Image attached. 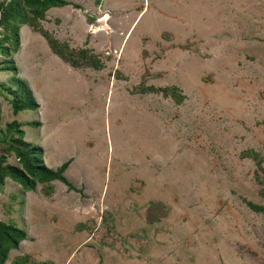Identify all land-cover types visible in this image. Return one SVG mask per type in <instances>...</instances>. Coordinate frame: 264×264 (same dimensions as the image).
<instances>
[{"label": "rangeland", "instance_id": "1", "mask_svg": "<svg viewBox=\"0 0 264 264\" xmlns=\"http://www.w3.org/2000/svg\"><path fill=\"white\" fill-rule=\"evenodd\" d=\"M69 1L80 7L42 26L101 69L74 68L21 25L11 57L39 109L14 114L0 53V154L17 120L48 167L70 162L76 188L5 180L0 219L27 233L5 264H264V211L248 204L264 206V171L244 154L264 166V0Z\"/></svg>", "mask_w": 264, "mask_h": 264}, {"label": "trees", "instance_id": "2", "mask_svg": "<svg viewBox=\"0 0 264 264\" xmlns=\"http://www.w3.org/2000/svg\"><path fill=\"white\" fill-rule=\"evenodd\" d=\"M80 7L79 4L69 0H0V53L5 55L1 70H11L15 74L17 88H3L8 91L11 98L13 113L18 114L22 110L39 108V103L34 98V94L27 81L18 77V67L15 60L11 57L13 52L20 49V26L29 25L35 32L40 33L47 40L52 52L69 63L74 68L92 67L101 69L103 64L98 56L90 53L89 49H76L69 43L58 40L55 35L46 30L41 20L46 18V12L54 7H63L67 5ZM162 92L165 96H171L177 102H182L184 96L181 95L178 87H160L148 86L142 89V92ZM34 126H40V122H33ZM23 124L17 120L7 124L9 135L4 142V153L0 154V188L4 185L7 178L19 182L28 191L36 190L37 184H43V191L50 195L54 190L53 181L60 180L66 183L70 189H76L65 176V171L70 164L64 162L57 169L50 168L43 159L44 149L41 146L34 145L25 140L26 132L22 128ZM11 131L15 132L14 135ZM13 152L20 165L6 163L8 153ZM253 158L259 169L264 171L261 155L255 151H246ZM24 204V200H20ZM249 206L255 211H264V206L248 202ZM27 239V233L15 222H8L0 219V264H5L9 259L11 250L19 249L21 243ZM29 255L19 256L13 260V264H26Z\"/></svg>", "mask_w": 264, "mask_h": 264}, {"label": "crops", "instance_id": "3", "mask_svg": "<svg viewBox=\"0 0 264 264\" xmlns=\"http://www.w3.org/2000/svg\"><path fill=\"white\" fill-rule=\"evenodd\" d=\"M63 7H66V6H63ZM49 10H50V9H49ZM45 19H47V16H46V18H45ZM43 21H46V20H43ZM43 21H42V22H43ZM33 92H34V91H33ZM33 94H34V93H33ZM38 109H39V108H38Z\"/></svg>", "mask_w": 264, "mask_h": 264}]
</instances>
